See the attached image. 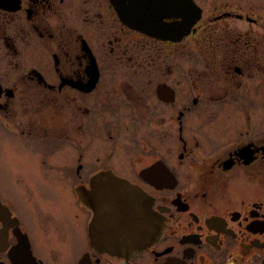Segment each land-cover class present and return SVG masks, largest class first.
Returning a JSON list of instances; mask_svg holds the SVG:
<instances>
[{
  "label": "flooded vegetation",
  "instance_id": "1",
  "mask_svg": "<svg viewBox=\"0 0 264 264\" xmlns=\"http://www.w3.org/2000/svg\"><path fill=\"white\" fill-rule=\"evenodd\" d=\"M195 1L0 0V264H264L263 18Z\"/></svg>",
  "mask_w": 264,
  "mask_h": 264
},
{
  "label": "rangeland",
  "instance_id": "2",
  "mask_svg": "<svg viewBox=\"0 0 264 264\" xmlns=\"http://www.w3.org/2000/svg\"><path fill=\"white\" fill-rule=\"evenodd\" d=\"M203 2L208 1V3H215L216 1L214 0H202ZM222 1H227V0H218V2H222ZM241 1L243 2H248L249 5L251 7L254 8V14L255 15H261V17L263 18V23H264V0H237L238 3H241ZM256 27V32H259L258 30V26ZM261 31H263L262 33H264V29H261Z\"/></svg>",
  "mask_w": 264,
  "mask_h": 264
},
{
  "label": "water",
  "instance_id": "3",
  "mask_svg": "<svg viewBox=\"0 0 264 264\" xmlns=\"http://www.w3.org/2000/svg\"><path fill=\"white\" fill-rule=\"evenodd\" d=\"M194 3V2H193Z\"/></svg>",
  "mask_w": 264,
  "mask_h": 264
}]
</instances>
